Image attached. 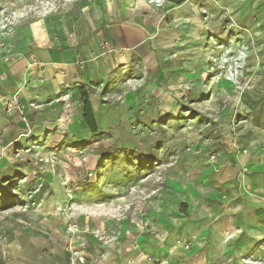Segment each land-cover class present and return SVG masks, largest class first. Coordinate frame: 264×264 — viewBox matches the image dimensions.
<instances>
[{"label":"rangeland","instance_id":"obj_1","mask_svg":"<svg viewBox=\"0 0 264 264\" xmlns=\"http://www.w3.org/2000/svg\"><path fill=\"white\" fill-rule=\"evenodd\" d=\"M68 48L2 108L0 264L16 238L66 233L81 264L118 229H159L178 261L264 264V0H0V79ZM39 74L47 94L63 76L53 98L26 92Z\"/></svg>","mask_w":264,"mask_h":264},{"label":"crops","instance_id":"obj_2","mask_svg":"<svg viewBox=\"0 0 264 264\" xmlns=\"http://www.w3.org/2000/svg\"><path fill=\"white\" fill-rule=\"evenodd\" d=\"M114 39L117 43L120 42L118 38L114 37ZM124 44L127 47L133 48L136 45V42L129 44L124 41V43L122 42V45L124 46ZM97 49V42L92 39L87 46L83 47V52L91 54L96 52ZM35 53V59H32L26 67L8 68L5 70L6 78L0 79V82L3 85L1 86L2 90L0 89V91L5 92L4 94L0 93L1 141L8 140L13 131L10 126L11 122L9 118L1 115V112L3 111L2 108L5 107L7 104L6 102L10 100V97H14L20 88H24L23 82L28 79V76H30L32 71H35V68H32L31 66L32 63L42 61L48 66L50 72L53 70L52 66H63V68H65L68 64L67 61H69V59L71 60V58H75L76 55L74 48H68L62 51L54 49L39 50ZM132 56L133 55H131V58ZM3 68L4 66L0 68V71H2L1 69ZM46 72V76H50L47 68L43 73L46 74ZM44 74L43 76L40 74L39 76H32L34 80L32 84H36V86L28 89L25 87V90L28 92V90L31 89V91L35 92V89H37L40 98L48 96L47 98L51 99L55 96V91L59 89V85L64 82V79L60 74H57V78L51 79L50 77L51 84L48 85L49 89L47 90V94L44 89V86L47 83ZM40 85H42L43 89H41ZM20 92L22 95L25 94V96H28V93L26 94L25 91L22 90ZM84 124L86 125V122ZM4 144H0V154L5 148H7L6 141ZM233 229L234 230L229 233L228 237H236L239 234L236 228ZM157 230L159 231V234H156V236H151L150 234L145 233V241H143L144 238H140L141 233L137 230L130 232V230L124 229L121 231L118 229L108 233L105 236V243L102 241L95 251H87V249L84 248L83 250H80L81 252L78 254L84 255L89 264H130V262H134V264H156L146 261L143 258L144 254L142 255L138 253L139 249L137 250V248L140 247L146 254L153 258L167 260L169 262L167 264H211L208 263L204 255L190 251L183 252V254H186V259L184 260V258H182L178 261L177 256L172 254L174 250L170 249L171 244L170 242H167V235L159 229ZM66 235L63 234L53 238V242L46 241L43 238L34 235L23 242L18 238L14 239L10 244V260L8 264H71V259L76 256V253H74V250L70 251L65 249L64 245H66L69 240L62 239L61 236ZM72 243L76 245V248L77 246L82 245L79 240H73ZM177 250L179 251V249H176V251Z\"/></svg>","mask_w":264,"mask_h":264},{"label":"trees","instance_id":"obj_3","mask_svg":"<svg viewBox=\"0 0 264 264\" xmlns=\"http://www.w3.org/2000/svg\"><path fill=\"white\" fill-rule=\"evenodd\" d=\"M82 99L84 102V121L86 122L87 126L94 132L97 131V123L94 117V112L89 100V97L87 93L84 91V89L81 90Z\"/></svg>","mask_w":264,"mask_h":264},{"label":"built area","instance_id":"obj_4","mask_svg":"<svg viewBox=\"0 0 264 264\" xmlns=\"http://www.w3.org/2000/svg\"><path fill=\"white\" fill-rule=\"evenodd\" d=\"M84 256H81L80 257V259H81V264H85L84 263V258H83ZM83 258V259H82ZM79 259V260H80ZM146 261H148V262H151V263H156V264H165V262L164 261H162V260H158V259H156V258H153V257H151V256H145V258H144ZM133 263V262H132ZM71 264H76V262H75V260H73V259H71Z\"/></svg>","mask_w":264,"mask_h":264}]
</instances>
